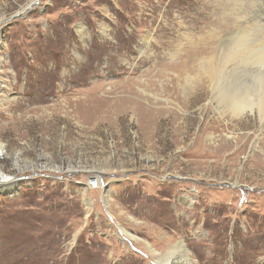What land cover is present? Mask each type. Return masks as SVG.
<instances>
[{
    "label": "rangeland",
    "instance_id": "obj_1",
    "mask_svg": "<svg viewBox=\"0 0 264 264\" xmlns=\"http://www.w3.org/2000/svg\"><path fill=\"white\" fill-rule=\"evenodd\" d=\"M236 3L0 0V264H264V122L187 95Z\"/></svg>",
    "mask_w": 264,
    "mask_h": 264
},
{
    "label": "bare ground",
    "instance_id": "obj_2",
    "mask_svg": "<svg viewBox=\"0 0 264 264\" xmlns=\"http://www.w3.org/2000/svg\"><path fill=\"white\" fill-rule=\"evenodd\" d=\"M237 2L238 4L232 7V11L224 13L223 16L222 24L231 28V32L221 27L211 32L213 36L209 39H218V41L216 45L213 44L215 46L211 49V53L209 52L210 56L200 61V75L187 76V85L190 87L187 95L189 98L198 99L202 92L211 100L218 101L224 113L236 117L252 114L264 122V0H237ZM253 3L255 5H252ZM240 4L244 6L247 4L250 10L239 8ZM232 14L237 17L235 16L234 20L232 16L234 21H229L228 16ZM241 15L244 21L239 20ZM231 77L252 80L242 85H233L229 83ZM3 151V145L0 143V153ZM0 178L7 183L13 182L12 177L1 171ZM121 229L125 236L132 237L125 228ZM150 249V254L157 253L154 249ZM184 252V244L178 243L171 248L170 255L184 256ZM156 261L162 264L159 256L156 257ZM165 264H182V262L178 258L172 261L168 258ZM184 264L192 263L186 259Z\"/></svg>",
    "mask_w": 264,
    "mask_h": 264
},
{
    "label": "built area",
    "instance_id": "obj_3",
    "mask_svg": "<svg viewBox=\"0 0 264 264\" xmlns=\"http://www.w3.org/2000/svg\"><path fill=\"white\" fill-rule=\"evenodd\" d=\"M92 184H96L95 182H93Z\"/></svg>",
    "mask_w": 264,
    "mask_h": 264
}]
</instances>
